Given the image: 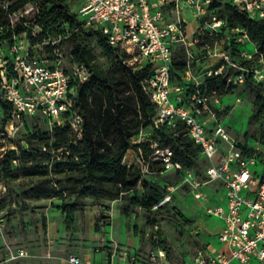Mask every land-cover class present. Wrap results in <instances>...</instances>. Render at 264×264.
<instances>
[{
    "label": "built area",
    "instance_id": "built-area-1",
    "mask_svg": "<svg viewBox=\"0 0 264 264\" xmlns=\"http://www.w3.org/2000/svg\"><path fill=\"white\" fill-rule=\"evenodd\" d=\"M67 1L72 4V12L83 21L81 27L100 31L113 49L126 55L127 60L123 63L127 67H152V75L142 82V88L155 105V126L167 123L175 127L177 120L182 122L207 161L204 171L206 180L201 181L191 171H185L182 184L195 191L213 183L225 189V196L221 200L225 207L218 205L206 210L208 215L222 221L217 240L224 248L212 253L196 250L194 264H264V172L257 177L250 171L249 167L257 164L256 156L245 157L237 148V140L231 138L221 126V94L217 88L209 92L205 87L201 88L204 78L221 76L225 80L224 89H228L232 85L230 78L226 80L228 71L236 73L234 83L243 84L249 75L254 82L264 84V56L258 55L256 49L251 55L240 53L239 56L249 62L243 65L227 51L215 49L209 55L218 59L217 63L221 62L216 69H208L201 76H196L188 62L185 83L172 85L170 65L174 46L182 45L190 58L189 48L197 43L194 38L190 39L189 23L183 16L181 4L191 11L199 30H206L207 36L213 38L225 26L223 20L210 14L208 19L206 15L210 5L217 0ZM231 3L250 19L264 20V0H231ZM166 11L172 15L171 19ZM40 32L41 29L35 26L31 36ZM243 35L248 40L244 32ZM16 38H12L13 43L7 51L0 49V98L11 106L4 123L0 121V158L7 151L17 150L14 139L19 124L38 113L51 129L54 124L64 125L62 115L69 112L66 121L79 133L81 118L70 111L74 91L72 81L84 83L90 77L84 65L74 64L71 74L62 69L59 47L56 46L61 38L51 42L48 40V44L54 46L52 65H48L47 60L31 58L27 53L19 54L20 48L14 43ZM189 88H192L191 92H188ZM22 146L27 147L24 142ZM152 147L155 148L154 145ZM255 149L261 151L260 147ZM158 154L157 160L164 171L180 169L171 161V151H160ZM137 163L146 175L147 162L138 157ZM12 164L16 165L17 161L13 160ZM175 190L174 187H167L159 205L167 203ZM6 192V186L0 180V193ZM194 197L208 201L200 192L194 193ZM153 228L157 230V226ZM157 255L162 263L164 250L159 249ZM23 257L25 252L21 249L8 248L4 252L5 261H16ZM151 259L155 261L153 254ZM134 260L131 257V261ZM69 262L81 264L74 255L69 257Z\"/></svg>",
    "mask_w": 264,
    "mask_h": 264
},
{
    "label": "trees",
    "instance_id": "trees-1",
    "mask_svg": "<svg viewBox=\"0 0 264 264\" xmlns=\"http://www.w3.org/2000/svg\"><path fill=\"white\" fill-rule=\"evenodd\" d=\"M38 4V14L33 26L39 27L41 32L35 36L29 33L31 44H41L46 40L51 42L60 38V44L69 41L72 46L71 62L84 65L90 72L87 82L72 81L74 91L71 95L73 102L70 111L76 112L81 118L80 132L69 126L66 121L69 112H66L62 115L64 125L54 124L49 130L27 135L16 145L17 150L7 151L0 158L1 182L7 189L6 181L17 178V174L13 172L16 167L12 164L13 160H16L19 166L37 167V171L31 174L36 175L38 179L27 191L28 199H62L60 209L65 214L68 225L73 220L74 212L82 210V199L91 198L99 205L103 194L106 193L112 199L121 201L119 210L125 216L133 213L135 208H141L150 229L158 226L162 217L185 229L188 221L179 212L164 215L159 212L163 205L167 204L159 205L166 189L148 179L142 173L140 164L127 167L122 163L128 150H133L137 158L142 157L145 162L154 151L169 150L171 161L180 168L177 172L183 175L185 171H191L195 178L206 180L204 171L207 161L201 154V148L189 136L185 125L179 120L175 122V127L167 123L157 126L154 124L156 108L142 88V82L152 75V67H127L123 63L127 60L126 55L113 49L100 31L81 27L83 21L72 12V4L69 1L39 0ZM217 7L220 8L218 18L225 22V26L231 30H243L248 41L255 45L258 55L264 56V20L250 19L233 6L231 0H217L210 5L209 11ZM18 9V6H5L0 3V49H3L5 42H8L6 48L10 47L14 36L29 31L26 22L22 20L21 27L14 24L11 27L10 18ZM224 30L223 27L222 31ZM88 40L96 41L102 54L110 58L108 67L97 65ZM56 46L59 47V44ZM46 48L52 52L54 46L49 43ZM223 50L238 59L241 64H249L239 56L238 49L233 46H225ZM186 54L182 45L174 46L170 65L172 85H183L186 81ZM220 64L221 62H218L212 68L216 69ZM193 74L197 76L196 73ZM224 84L225 80L221 76L207 77L204 78L201 88L205 87L207 92L217 88L221 94L229 89H224ZM243 85L254 96L249 122L259 119L264 123V84L254 82L248 75ZM191 91L192 88H189L188 92ZM90 98H96L100 102L98 111H91L92 117L88 110ZM10 111L11 106L0 98L1 123H4ZM147 126L152 129L151 137L145 141L135 140ZM252 139L256 143L255 147H248L246 143L237 141V148L247 158L255 155L257 164L264 167V125H261L258 134ZM22 142L26 144V148H23ZM153 144L155 148L152 147ZM256 147H260L261 151H256ZM58 152L67 155L65 162L56 161ZM161 168L164 171L162 166ZM69 190L73 200L65 203V192ZM150 246L170 252L169 243L165 239L150 238Z\"/></svg>",
    "mask_w": 264,
    "mask_h": 264
},
{
    "label": "rangeland",
    "instance_id": "rangeland-1",
    "mask_svg": "<svg viewBox=\"0 0 264 264\" xmlns=\"http://www.w3.org/2000/svg\"><path fill=\"white\" fill-rule=\"evenodd\" d=\"M0 3L5 6H18L19 9L12 14L10 20L17 27H21V20L25 21L26 27H29L28 32L20 34L14 41L20 48L19 54L27 53L31 58L44 59L47 60L48 65H52L55 55L46 48L49 45L48 40L41 44H31L29 41V33L34 28L33 21L38 14L39 0H0ZM219 11L220 8L217 7L207 11L206 15L208 19L209 14L219 19ZM166 13L171 19L172 15L169 11ZM186 20L190 22L189 34L197 40V43L189 48L191 57L186 54V60L192 72L198 76L217 64L218 59L209 55L215 49L222 50L225 46L231 45L238 49L239 53L246 55L255 53V45L243 37L241 29L232 31L223 26L224 31L209 38L206 30H199V26L193 21L189 12ZM57 43L61 67L71 74L74 66L70 58L71 43L69 41ZM88 44L97 65L108 67L110 58L102 54L96 41L88 40ZM7 45L8 42L3 43L4 52L7 51ZM235 74L233 71L227 72L226 80L230 78L232 85L228 91L221 93L219 119L221 126L231 138L246 143L248 147H255L256 143L252 137L258 134L259 128L264 123L259 119L249 122L254 96L243 84L234 83ZM173 103L176 105V102ZM88 104L89 115L92 117L91 111L97 112L100 102L96 98L94 100L90 98ZM46 130H49V125L42 115L38 113L27 117L19 124L14 143L19 145L27 135ZM152 133L151 127L147 126L140 131L135 140L145 141ZM159 152L160 150H156L148 156L146 177L162 189L167 187L176 189L159 212L162 215L179 212L188 221L185 229L163 217L157 230L150 229L141 208H135L133 213L125 216L119 210L121 201L112 199L106 193L103 194L99 205L91 198L82 199V210L74 212L73 220L68 225L66 216L60 209L62 199L39 201L28 199L27 191L38 179L36 175L31 174L37 171V167L19 166L17 162L14 165L16 167L13 168L17 178L7 180V193H0V264H70L69 257L72 255L77 256L81 264H194L193 259L197 249L210 245L218 247L213 235L221 222L217 217H209L206 210L215 202V205L225 207L224 201H221L225 196V189L218 183L203 186L196 191L182 186L183 175L177 171L162 170L157 160ZM56 156V161L63 163L67 155L58 152ZM122 163L127 167L138 164L133 150L125 153ZM249 169L257 177L264 172V167L260 164L250 166ZM196 192L205 195L208 201H204L203 198L195 199ZM65 195L64 202L70 203L73 200L70 190L66 191ZM150 238L165 239L169 243L170 252L164 251L165 259L162 263L157 255L159 249L150 246ZM142 241L143 245L140 246ZM8 248L23 250L25 257L16 261H5L4 252ZM132 252L137 254V261H131ZM152 254L155 261L151 259Z\"/></svg>",
    "mask_w": 264,
    "mask_h": 264
},
{
    "label": "crops",
    "instance_id": "crops-1",
    "mask_svg": "<svg viewBox=\"0 0 264 264\" xmlns=\"http://www.w3.org/2000/svg\"><path fill=\"white\" fill-rule=\"evenodd\" d=\"M181 6H182V8H183V15H184V17H185V19H186L187 15H188V12H189V14H191V11L187 9V7H186L185 4H181ZM187 10H188V12H187ZM186 14H187V15H186ZM188 23H190V22H188ZM192 36H193V35L190 36V39L193 38ZM215 204H216V202H215ZM215 204H212L213 206H211V207H215V206H218V205H219V204H217V205H215ZM208 216L210 217V215H208ZM220 222H221V223L218 225V227H217V229L215 230L214 235H213V237H215V239H216V241H217L218 247H214V246L210 245V246H207L206 248H203L202 250H204V251H206V252H209V253L217 252V251L219 252V251L223 250V248H224L223 245H221V244L218 242V240H217V235H218V233H219V231H220V229H221V227H222V221L220 220ZM142 245H143V241L140 242V246H142ZM197 250H198V249H197ZM76 257H77V256H76ZM131 257H134V258H135L134 261H137V259H138V256H137V254H136L135 252H132ZM134 261H132V262H134ZM193 263H194V262H193Z\"/></svg>",
    "mask_w": 264,
    "mask_h": 264
}]
</instances>
